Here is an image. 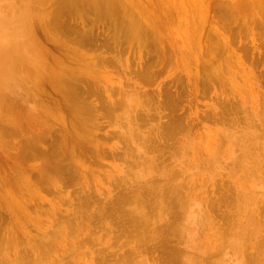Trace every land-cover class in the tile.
<instances>
[{"label":"rangeland","instance_id":"obj_1","mask_svg":"<svg viewBox=\"0 0 264 264\" xmlns=\"http://www.w3.org/2000/svg\"><path fill=\"white\" fill-rule=\"evenodd\" d=\"M15 1H17V3ZM52 1L50 2L51 5L55 2L54 0ZM81 1L82 0L79 1L80 5H76L75 8L81 6V9H83L82 7L84 6V3L82 4ZM87 1L88 0H85L84 2ZM89 1L91 4L94 3L95 7L105 1L106 4L108 3L107 1L110 2V0H105L104 2H102V0H98L100 1L98 5L96 4V0H93V2L91 0ZM112 1L116 4L115 9L113 8L114 4L112 2L108 3L112 4V7L110 5H104V7L108 6V8H113V11H115V15L113 16H116V18L114 17L115 20L113 18V20L111 19V23L109 22L110 13H114L111 12L112 9L107 12V7H105L106 10H104L102 4L100 6L103 8L101 9H103V12L106 11L104 15L107 14V18L105 16L104 18H106V20H101L102 24H100V18L97 17H99V12L102 11H94L98 12V16L95 17L96 13H94V15L92 13L95 8L93 6V8L89 7L91 4H88V8L92 9L90 11L91 13L88 12L86 16L87 12L84 10L80 17L78 14L79 11L77 10V12L75 11L76 14L73 13L74 15H72L71 13V11L75 10L72 0L71 2L69 0V4L67 5L65 3L66 1H57V3H59L58 6L66 5L71 8L73 7L74 9L68 7L71 14L68 13L67 10H64L66 6L63 10L61 9L62 6L58 8L55 4L54 5L57 8L54 6L49 7L50 5L48 8H43V6L41 7L42 3L44 7L49 4H46L47 1H42L40 5L37 4L38 0H0V121L2 122H0V131L2 130L0 132V136L2 137H0L2 140L0 141V264H102L100 260L101 258L104 259L102 260L104 261V264H124L127 261L129 263L133 260L135 261H133V264H176L178 258L179 264H244V262L245 264H250L251 261L254 262L253 259H255L256 252H258L256 256L264 253V167L261 166L264 163V0H120L121 3L119 0V3L116 0ZM76 4H78V2H76ZM118 4H120V7ZM121 4H123V7ZM84 7V9L87 8L86 5ZM50 8H56L60 11H53L58 15L61 13L60 17H58L60 20L56 16V19L59 20L57 22H61L57 25L55 20L54 25L55 23L57 25H55V28L61 25L60 29H56H59L60 31L64 29L62 32L58 30V33L55 34L54 32H56V30L52 31L47 24L44 23L46 26L39 24L42 20L48 23L47 18L50 15L49 13L52 11ZM124 8L126 9V15L132 14L131 16L137 19V22L135 21V23H137L136 25H138L137 27L139 28L136 30L139 32V29L141 31L145 29L143 30L144 33L139 32V36L141 33L142 35L140 37L145 35V31L148 35L149 31L151 36L155 35L152 36L154 38L153 41L152 37L150 38V34L148 35L150 39L147 37V40L145 36V39H140L137 35L138 33L136 34L138 37L134 40V36L136 35L133 33L135 32L136 27L133 20L135 19L131 20L132 17H128V21L130 20L133 23L130 21V23L120 21L122 15H124ZM46 9H50L51 11L48 10V13ZM97 9L100 8L97 7ZM37 10L38 13L40 12L39 17H37ZM42 10L45 11L44 15H47V13L49 15L44 16ZM7 11L8 13L10 12L9 15ZM63 11L67 12L63 13ZM119 11L123 14L121 13V18L118 17L120 19L117 20V16L119 15H116V13H119ZM67 13L70 14L72 18L68 16ZM40 17L42 20H40ZM50 17H53V15H50ZM80 18L83 19L81 20ZM68 19L72 20L69 22ZM29 20L31 22H29ZM125 20L127 21V18ZM51 21H54V18L53 20L51 19ZM115 21H119L120 25L117 22L118 25L116 24L117 26H113V24L116 23ZM49 23L48 25L51 24L53 26V22ZM122 23L125 29V24H130V26L133 24L132 26H134V32L127 33V37L131 36L134 38H131L132 42L128 41L130 38H126V32L131 29L130 26L127 25L129 30L127 29L126 32L123 33L125 29L121 25ZM140 24L141 27L139 26ZM41 26H43V28L48 27L47 31L51 30L52 32L48 31L47 33L45 28L42 30ZM40 27L41 31L39 29ZM117 27L124 29L123 31L121 30L122 35L119 31L120 28ZM55 28H53V30ZM112 29H117V33L119 32L117 35L124 36L123 34H125L123 38L120 37L122 43L118 36L116 38V30L112 32ZM32 31H34L35 34ZM48 34L51 35L49 36ZM57 36L59 38L61 37V42L58 40L59 38ZM54 38H56V41ZM113 39L114 42H112ZM116 40L120 43L118 41L116 42ZM36 41H38L37 45L39 44L40 46L36 45ZM115 42L116 45L118 43V46L114 45ZM113 47H115V49ZM113 49L115 51L116 49L119 51L115 52ZM46 52L48 54H46ZM121 52L122 54H120ZM53 54L55 57H52ZM160 54H162L161 57ZM57 55L58 58H62L59 60L57 58L56 60L55 58ZM54 60L56 62H54ZM115 60H117V62ZM26 64L28 66H26ZM25 67L28 68L25 69ZM31 67L33 71L31 69L29 71V68ZM46 69H48V71ZM63 71L67 72L66 74L68 75V79L67 77H64L67 75ZM139 72L143 74H140ZM27 73L30 74L28 75ZM35 74L37 77L33 76ZM146 74L147 76L150 74L151 78L150 76L147 77ZM53 75L58 79H52L54 77ZM59 75L62 77H58ZM72 78L76 80L74 81ZM31 80L33 82H31ZM63 80L65 81V84L72 81V88H69V85L68 88L73 92H70V94H72V96L74 94V98H72L68 90H65L67 89V85H65L64 90H58L57 86L60 85L59 87H63ZM66 80H69L68 83H66ZM34 81H36V84ZM41 81L42 83H40ZM61 82L63 83L62 86ZM37 86L40 87V89ZM53 89H57L60 94ZM40 91L42 92L40 93ZM44 91L45 93L49 92L47 94L48 98L50 97L49 99H47L46 94L43 93ZM64 91L65 94L63 93L62 95L61 92ZM42 93L44 95H41ZM50 93L53 96L55 93L57 95L51 99L53 96ZM60 95L64 102L62 100L61 103L59 101H55L58 99L56 96H59L60 98ZM64 95L71 96L70 99H73H71L72 102L68 97H64ZM75 97H78V99ZM80 99L81 101H79ZM14 100H16V102ZM51 100L58 105L56 106L53 102L52 106V103H50L52 102ZM45 101L48 104L50 103L49 106H52V108L50 107L51 109L55 108V106L57 109V107L62 104L59 106L61 111L57 110V114L59 116L56 115V109L49 111L50 108H48L49 106L45 103ZM81 102L83 103L80 106ZM78 103L80 104L78 105ZM40 104H42L41 109L39 106ZM88 104L91 106H88ZM126 104L128 107L125 106ZM74 105H78V107L81 108L84 105V108L88 106L90 109L87 107V111H83L84 108L83 110L81 108L78 110L79 108ZM76 107L78 108L77 110L80 114H77ZM111 107L115 109L112 111ZM108 108L111 111L105 110ZM44 109H47L48 112H45ZM227 110L232 111L228 112ZM53 111H55L54 114ZM41 112L44 113L42 114ZM59 112L63 114L64 117L63 115H60ZM149 112H151V114ZM223 112H225V115L226 112L227 114L231 112L232 116L236 115V117L233 116L234 121L236 120L235 118L240 117L242 119H240L242 124L237 118L239 126H236L237 122L235 123L232 119L233 117H230L231 113L228 117L224 115L230 120L229 121L225 118L227 120L226 123L229 122L226 124L224 116L222 117ZM87 113H89L91 118H93L94 122L91 121L92 119H89L90 117ZM173 113L175 115H172ZM81 114H84L86 117H83V115L80 116ZM73 115L75 116L74 118L78 119V124L75 121L76 119L74 120V118H72ZM168 115L170 116L169 118H167ZM219 115H221L222 118L219 119ZM60 116L63 117L62 119L65 118L63 120L66 123L65 125L63 124L65 127L61 124L63 121H57ZM67 116L70 117L68 118ZM171 116L173 118L175 116L176 118L173 119ZM1 117L6 119V122L4 119L2 120ZM8 117L10 120H8ZM24 117L25 122L23 119ZM148 117L149 119H147ZM162 117L166 120L164 121ZM55 118L57 119L56 121ZM13 121L18 123H14ZM20 121H23L21 122L24 127L23 128L21 126L22 129H20ZM159 121L164 124L166 123L165 125L167 127L168 125H172V128L174 129V133L171 132L172 135H174L171 137L170 134L167 135L169 138L166 137V139L169 140L168 143H170H167L169 147H167L166 150L161 149L162 151L165 150L168 154H165L163 151L164 157L167 158V156L169 157L171 155L169 157L170 160L167 158V163L163 160L165 159L163 155L162 157L160 155V153L162 154V151L157 150L158 152L161 151L159 153L154 151L157 146H154L150 142L152 139L149 140L151 133H153V136L156 137L158 134L156 131L159 132L164 129L163 127L162 129L157 127L162 124H160ZM79 122L81 124H79ZM232 123L234 125H231ZM36 124L40 126H36ZM164 124L163 126H165ZM4 125H6V127L15 126L17 129L14 127V131L16 132L12 133V131L7 130L8 128L3 130V127H5ZM69 125L72 126L71 129ZM82 125L83 127H81ZM88 125H93V127L89 128ZM27 126H29V129H27ZM153 126L156 127L154 128L155 130H153ZM66 128L68 130L70 129L72 135L74 134L75 136L68 135L70 133L66 134ZM75 129L76 131L84 130L85 134L81 132L83 135L79 134L81 137L78 136V138H82V136L87 134L89 139L88 137H83L82 140H89L87 141L89 143L86 144V141L84 142L83 140L82 142L78 139L76 136L78 135V132H73ZM149 129L153 130V132ZM168 129L169 128L165 130H167L168 132L166 133L169 134V131L172 130ZM61 130H64L63 136V131ZM68 130L67 132H69ZM8 131H10L12 135H10ZM163 134H160L159 132L158 135L161 136ZM68 136H71L72 139L68 138ZM163 137L164 135L162 138ZM162 138L160 141L163 140ZM155 139L156 138H154V143ZM158 139L157 141H159ZM175 139H180V141L178 142L177 140L174 142ZM62 140L63 143L66 144H62L63 147L60 145ZM145 140H148L150 143ZM160 141L159 144L162 143L163 145V141ZM69 142L70 146L72 144H77L78 147H82L81 149H83V151L78 147L77 148L79 150L77 151L75 145L73 147L74 150L70 151L72 146H69ZM80 142H82L81 144L83 145H81ZM145 143L149 145L151 144V147H154H152L153 150L149 151L151 147L148 148L147 146L149 145H146ZM175 143L177 146L178 143L180 145L179 147L176 146V148H178L177 150L173 147L176 145ZM164 144L166 146V142ZM86 145L88 146L86 147ZM163 147L164 146H161V148ZM146 148L149 150H146ZM64 151L66 154H63L65 153ZM68 151L72 153L74 151L77 155L73 153V157H71L72 153L69 155L67 153ZM149 152H151V154ZM170 152H172V154ZM157 153L160 157L156 155ZM152 156L163 159L161 162L157 159L158 163L156 159H152ZM148 157L149 161H146ZM66 159L68 160V164ZM130 159H132L133 163ZM123 160H125V162ZM256 160L257 164L255 162ZM55 161H57L56 164ZM131 163L132 165L135 163V165L132 166ZM143 163L145 164V169ZM171 163L174 167L176 166L175 169L173 168L174 170L172 169ZM169 164L171 165V168ZM242 165L244 168L241 167ZM257 165L259 166V169L257 168L258 170H256ZM52 167H54V169ZM153 167L154 169H152ZM252 168L256 172H252ZM54 170L57 173L54 172ZM261 170L263 173L260 172ZM248 172H250V174ZM48 173H51V175ZM167 173L169 174L167 175ZM158 178L164 181H161ZM128 182L129 184H127ZM162 182L165 184H162ZM172 182L179 183L177 186L181 190L176 187V183L175 185H172ZM151 183H158L159 185L156 184L155 186V184L153 185ZM141 184L142 186L146 185V190H144V187L139 186ZM181 184H183L184 187H180ZM134 185L135 188H133ZM148 185H150V187ZM152 185L157 188V190L153 189V191L155 190L154 193L159 194L157 199L155 197L156 194L154 195L153 193L154 196L151 195L153 192H151L153 188ZM137 186L143 189H138ZM169 187H174L180 192H177L179 194H175L177 197L172 193L176 191H171L172 194L170 197L166 194V190L164 191V189H168ZM147 188L148 190L151 188V190L148 191L150 193L147 192ZM227 188L232 191L234 190L233 192H235L237 196L240 195L239 198L236 195L233 197L232 191L226 190ZM131 189L133 190L130 192ZM136 189L139 191H136ZM134 190L136 191L135 194L133 193ZM140 191L141 193L144 191L143 194L145 192L150 194V196L146 195L148 196V199L149 197H155L154 200H149L151 202L153 201V206L157 204L155 208L153 206H146L149 209V212L152 209L153 214L155 215H152L151 212L150 214L152 216H144L145 214L148 215V209L145 205L146 203L149 205L150 202L147 201L148 199L146 200V193L144 196L141 194V199L136 198L140 194L138 193ZM219 191L222 193L224 191L226 194H221ZM228 191L231 192V200L233 201H229L228 198L230 197V193ZM181 192L185 197H179V195L182 194ZM126 193H133L134 196L137 195L134 197L132 194L131 197H134L133 199L135 200L139 199L141 202H143L142 200L144 199L142 197H145L144 200H146V203L144 201V206H141L139 205L140 202L138 200H136L137 203H135L136 201L130 197L133 200V203L131 204V199L125 197L127 199L126 204V200L121 198L124 197ZM217 194H221V197H218ZM225 195L229 196H227L228 200L223 198H226ZM127 196L129 197L130 195ZM171 196L177 198L175 199V203L179 202L176 204L179 205V208L181 206L179 211L180 213L182 212V214L179 213L177 208L174 209V205H171L172 202L175 204L173 197L172 200H170ZM120 198L124 201H119L121 200ZM166 198H168L167 200L172 201L171 204H169L171 208L170 212L172 214L169 212L170 208L166 207L170 201L168 203L166 201V203L162 201L166 200ZM219 198L222 199L218 200ZM88 199L91 200L89 201ZM184 199H186L187 202H185ZM155 200L158 203L154 202ZM181 200L185 202L184 203L182 201L186 205L185 208L181 205ZM212 201L216 202V204ZM219 202L220 207L218 206ZM118 203H122L123 208H116ZM228 203L232 206L228 207ZM136 204L138 206H136ZM127 205H129V210H125L127 209ZM211 205L212 208H209ZM216 206H218L217 209H215ZM137 207L139 209H137ZM163 207L168 210L162 209ZM231 207L233 209H231ZM80 208H82V210ZM100 208L102 209L100 210ZM229 208L232 211H230ZM79 209L82 214L79 213ZM173 209L174 211H178V214L181 216L184 214L183 219L179 217V222L177 220L178 218L173 217L176 215V212H174ZM213 209L215 211H213ZM132 210H134L133 213ZM138 210L142 213V216L140 217L138 216L140 215L138 214ZM154 210H156L157 214ZM164 210L167 212L161 216V213L165 212ZM209 210L213 211V215ZM94 211L97 214L94 215ZM127 211H130L134 215L135 213L137 214L134 216V218L138 217L137 219L139 222L136 221V218L134 219V221L137 222V228H134L136 224H132L135 222H132L133 215L131 216L130 212L129 214L131 217L127 215L128 217L126 216L127 218L125 220L127 221L128 219L130 223L132 222L131 224L133 226H131L130 223L127 224L128 221L126 222L123 220L125 217L124 214ZM99 212L103 213V215ZM168 212L172 216H170ZM78 213L81 216H78ZM83 213L86 215H83ZM222 213L223 215L225 214L223 217L221 216ZM74 214L76 217H72ZM107 214L110 217H108ZM226 214L228 215V218H226ZM100 215L102 218L99 217ZM211 215L215 216V218ZM86 216L94 218L93 220L92 218L91 220L89 219L87 222L84 221L87 220L85 218H88ZM166 216L168 219L171 217L170 220H174L173 222L176 221L175 225L172 220L168 222ZM79 217L83 220L77 221V218L80 220ZM146 217L151 221H148ZM155 217H157V219H155ZM163 217H165L164 220ZM176 217H178V215ZM219 217L223 220L225 218L226 220L228 219V228L226 221L224 224V222H222L223 220ZM72 218H75V225ZM215 219L218 220V222H216ZM165 220L168 223H165ZM118 221L120 222V225H118ZM146 221H148V223ZM160 221L161 224L165 223L166 225L164 224L165 227H162L163 225H158L161 227V230L158 227L159 230L155 231L154 234L156 232V234L159 233V235H155L157 238L160 237L162 239L164 237L161 235H167L164 238L167 242H165L164 239H161L162 241H160V238L155 239L154 235L153 237L155 240L152 235L150 236L152 238H149V236L145 233V235L142 234L145 230L149 231L150 228L152 229L155 226L157 227L155 224ZM180 221L183 222V224ZM78 222H80V224L82 223L81 226H79L80 224H78ZM140 222H144L148 225L150 223L152 224L148 226V229L144 228L146 227L144 223H141L142 226L144 224L143 228L145 229L141 230L138 228ZM176 223H180V226ZM112 225L115 228L112 227ZM170 225H173L174 227L177 225L174 230L176 235L175 233H172L174 227ZM120 226L121 228L117 230ZM179 228H181V232L177 233ZM120 229L122 231L125 229V231H127L126 234L125 231L120 233ZM132 229H136L138 234L140 229L141 234L139 236L142 241L140 240L139 242L140 237L136 234L137 232ZM228 229H232L231 234H229L230 236H227L228 233H230ZM131 230L133 233L130 235L129 233H131ZM164 230L166 234L164 233ZM226 230L229 232L227 231L228 233H225ZM134 231L136 233H134ZM151 231L149 235L152 234ZM167 233H170V235ZM127 234L128 236H126ZM177 234H179V236ZM133 235H136V237L138 236L139 239H137L138 237L134 238ZM172 235L173 237L175 235L177 239L174 237V240H172ZM123 236L127 238L130 236L128 239L129 241L127 238L124 239ZM131 236H133V238ZM146 236L148 238L145 240L147 242L150 241L148 245L146 243V246L148 247L145 246L144 243L146 241L143 240ZM175 239L178 242L174 245L172 242H174ZM253 240L256 242V247H261L257 249H260L263 253H259L260 251L257 249H250L254 248L253 245L255 244H253ZM154 241L157 242H155L157 245L151 244ZM139 243H141L140 245H142V248ZM162 243H167V245L170 243L167 248H171L169 249L171 251H180L179 253H175L176 251L172 253L174 256L175 254L178 256H176L177 258L174 263L173 260H171V257L167 256V250V253L163 252V249L166 248V246L164 247V244ZM251 244H253V247L249 246ZM170 245H173V247ZM177 245L179 246V250ZM119 246L120 248H118ZM150 248H152V250L155 248V252L153 253ZM246 248L250 249L249 251H254V257H251L252 255H245L248 251H245ZM146 249H149V253L152 252L150 253L151 255L153 254L152 259L150 255H147L149 253H147L148 251ZM133 251L135 254L132 253ZM171 251L169 252L171 253ZM124 252L126 253L124 254ZM122 254H124L126 258ZM162 255L164 259L161 257ZM263 256H261L262 259L264 258ZM118 257L120 259H122L121 257H124L127 261L124 259L125 261L121 262L118 260ZM166 257L170 260L168 258L166 259ZM249 257L253 259L250 260ZM128 258H130V261ZM149 258L151 260H149L150 262L148 261ZM256 260H258L257 257ZM118 261L120 262L118 263ZM258 262L261 263L260 258ZM255 263L256 262H254V264Z\"/></svg>","mask_w":264,"mask_h":264},{"label":"bare ground","instance_id":"obj_2","mask_svg":"<svg viewBox=\"0 0 264 264\" xmlns=\"http://www.w3.org/2000/svg\"><path fill=\"white\" fill-rule=\"evenodd\" d=\"M33 1H34V0H33ZM36 1H37V0H36ZM42 1H45V2L47 1L46 4H47V3H49V4L46 5V4L44 3V4L46 5V6L44 7ZM42 1L38 0L39 3L37 2V4L42 3V5H41V4H40V5H41V7L43 6V8H48L49 5H50L49 7H51V6H52V7H53V6L56 7V6H57L58 8H59L60 6H62V5H59V6H58L59 3H57V1L59 2V0H57V1L54 0V1H55L54 4H55L56 6H55L53 3H52V5H51L50 2H51L52 0H50V1H49V0H42ZM48 1H49V2H48ZM61 1H62V2H65V1H66V2H65L66 5L69 4V0H68V2H67V0H65V1L61 0ZM79 1H80V0H79ZM79 1H78V0H72V4H73L74 8H75L76 5H80ZM82 1H83V2H82ZM82 1H81V3H82V4L84 3L83 5H84V6H85V5L87 6V8H86L87 10L84 9L85 7H84L83 5H82V6H83V7H82L83 9H81V6H78L79 8L76 7L75 10L71 11L72 15L76 14L75 11L77 10V11L80 12V13L78 12V14H79L80 17H81V15H82L81 13L84 12V10H85V11L87 12V13L85 12V13H86V16H87L88 12H90V11L92 10V9H90L92 6L95 8V9L92 11L93 15H94V13H96V14H95V17L98 16V15H97L98 12H94V11H98V10L102 11L103 9L106 10L105 7H107V12H108V11H111V9H112L111 12H113V13L115 12V11H113V8H114V9L116 8V4H115V2L113 3L112 0H110V2H112V3L114 4V6H113V8H110V7H109L110 10H109L108 6H105V7H104V5H110V6L112 5V4H108V3H110L109 1H107L108 3L106 4V3H105L106 1H105V0H102V2H104V1H105V2H104V3L101 2L103 5H102V4H100V5H102L104 8H103L102 6L99 5V2H100L101 0H100V1L96 0V4L99 5V6L96 5V7H95V4H94V3H92V4H93V5H92V4L90 3V1L88 0V1H89L88 4H89V5L91 4V6H89L90 8H88V4H87L88 1H87V2H84L85 0H82ZM91 1L93 2V0H91ZM97 1H98V3H97ZM114 1H115V0H114ZM116 1L118 2V0H116ZM128 1H129V0H128ZM15 2L17 3V1H15ZM52 2H53V1H52ZM70 2H71V0H70ZM76 2H78V4H76ZM94 2H95V1H94ZM119 2H120V0H119ZM119 2H118V3H119ZM126 2H127V1H126ZM56 3H57V4H56ZM85 3H86V4H85ZM120 3H121V2H120ZM35 4H36V3H35ZM37 4H36V5H37ZM62 4L65 5L64 3H62ZM70 4H71V3H70ZM32 5H33V4H32ZM66 5H65V6H66ZM122 5H123V4H121V6H122ZM65 6H62L63 8L61 7V9L63 10ZM118 6L120 7V4H118ZM57 7H56V8H57ZM66 7H67V9H66ZM66 7H65L64 10H67L68 13H70V12H69L70 9H68V7H70V6H66ZM93 7H92V8H93ZM97 7L100 8V9H97ZM111 7H112V6H111ZM122 7H123V6H122ZM37 8H38V7H37ZM56 8H53V9L50 8L52 11H51L50 9H46V11L49 10V11L52 12V13H51V12L49 13V11H48V13H49L51 16L53 15V17H50V15L47 13V15H49V17H48L49 19L47 18V20H48L47 22H48V23H49V22H50V23L53 22V26H54V27H53L50 23H49L50 25H48V23H46V22H45L44 20H42V18H41V17L44 15V12H45V11H43V10H45V9L42 10L43 15L41 14L42 16L40 17V18H41L40 20H42L41 22H43V21H44V22H43V23H41V22L39 23V24L44 25V26H46L45 24H47V26L50 27V29H51L52 31H55V30H56V32H54L55 34L58 33V30L60 29V26H61V25H60L59 27H56V28H59V29H56V28H55L56 23H55V25H54L55 20H56V22L59 21L60 19H59L58 17H60V15H61V13H60L59 15H58L57 13H54V12H60V11H59L58 9H56ZM70 8H71V7H70ZM74 8L72 7L71 9H74ZM101 8H103V9H101ZM40 9H41V8H40ZM40 9H39V10H40ZM61 9H60V10H61ZM80 9H81V10H80ZM88 9H89V11H88ZM96 9H97V10H96ZM120 9H121V8H120ZM124 9H125V8H124ZM127 9H128V8H127ZM54 10H57V11H54ZM62 10H61V12H62ZM82 10H83V11H82ZM118 10H119V9H118ZM118 10H117V12H118ZM8 11H9V10H8ZM8 11H7V13H8ZM53 11H54V12H53ZM67 11H65V12H67ZM77 11H76V12H77ZM123 11H124V10H123ZM127 11H128V10H127ZM65 12L63 11V13H65ZM9 13H10V12H9ZM9 13H8V15H9ZM36 13L38 14L37 17H39V13H40V12L38 13V10H37ZM53 13H54L55 15H54ZM68 13H67V14H68ZM71 13H70V14H71ZM73 13H74V14H73ZM90 13H91V12H90ZM104 13H106V11H104V12H103V11H102V12H99V17H97V18H100V19H99V21H100L99 23H100V24H102V23H101V20H104V21H105L106 18H107V16H106L107 14L104 15ZM119 13H120V14H119ZM119 13H116V15H117V14L119 15V16H117V20H119V19L121 18L120 16H121V13H122V12L119 11ZM130 13H131V12H130ZM130 13H129V14H130ZM137 13H138V12H137ZM45 14H46V13H45ZM70 14H68V16L71 17ZM78 14H77V15H78ZM122 14H123V13H122ZM47 15H44V16H47ZM79 15H78V17H79ZM83 15H84V14H83ZM102 15H104V16H102ZM111 15H112V17H111ZM113 15H115V13H114V14L110 13V15H109L110 17L108 16V17L110 18V19L108 18L110 23H111V21L113 20L114 17L116 18V16H113ZM127 15H128V14H127ZM127 15H126V9H125V11H124V15H122V18L125 17V16H127ZM131 15H132V14L128 15L127 17H125V18H123V19L121 18L122 20L120 19V21H121V22H125V23L127 22V23H128V22L130 21V20L128 21V17L131 18V17H132ZM29 16H30V14H29ZM56 16H57V18H58L59 20L56 19ZM75 16H76V15H75ZM105 16H106V18H104ZM102 17H103V19H102ZM118 17H120V18H118ZM53 18H54V21H51V19L53 20ZM66 18H67V17H66ZM71 18H72V17H71ZM83 18H84V17H83ZM83 18H82V19H83ZM92 18H93V17H92ZM92 18H91V19H92ZM97 18H96V20H97ZM115 18H114V20H115ZM126 18H127V21L125 20ZM130 18H129V19H130ZM29 19H30V18H29ZM45 19H46V18H45ZM74 19H75V18H74ZM74 19H73V20H74ZM80 19H81V18H80ZM82 19H81V20H82ZM94 19H95V18H94ZM108 19H107V20H108ZM111 19H112V20H111ZM133 19H135V20H133ZM143 19H144V18H143ZM40 20H39V21H40ZM49 20H50V21H49ZM68 20H69V19H68ZM70 20H72V19H70ZM70 20H69V22H70ZM96 20H95V21H96ZM123 20H125V21H123ZM131 20H133V22H134V24H135V27H136V28H135V32H136V33L134 32V29H133L134 26H132V25H133V24H132V23H133L132 21H130V22H132V23H131V24H132V25H131L132 27L130 26V24H129V25H128V24H125L126 29L124 28L123 23L121 24V25L123 26V28L125 29V31H123L124 29H121V28H120V27H122V26L117 27V28H120V30H119V29H118V30L120 31V34H121L122 31H123V33H125L127 29L129 30V28H127V27L130 26L131 29H130L129 31L126 32V38H127V39L130 38V40H128V41H131V38H133V37H131V36H129V35H128L129 37H127V33H132V32H134V33H133L134 35H136V34L138 33L137 35L139 36V32L144 33L143 30H145V29H143L144 27H143V25H142L143 28H141V29H143V30L141 31V30L139 29V32H138L136 29H138L139 27H137L138 25H136L137 23H135V21H136L137 19L132 17ZM158 21H159V20H158ZM29 22H31V21L29 20ZM60 22H61V21H60ZM60 22H57V25H58V23H60ZM65 22H66V21H65ZM71 22H72V21H71ZM115 22H116V21H115ZM117 22L119 23V21H117ZM117 22L114 23V24L112 23L113 26L116 25V24L118 25ZM130 22H129V23H130ZM136 22H137V21H136ZM138 22H139V21H138ZM44 23H45V24H44ZM103 23H104V22H103ZM141 23H142V22H141ZM57 25H56V26H57ZM93 25H94V22H93ZM96 25H98V24H96ZM117 25H116V26H117ZM119 25H120V23H119ZM127 25H128V26H127ZM51 26H52V28H51ZM68 26H69V25H68ZM70 26H71V24H70ZM70 26H69V27H70ZM90 26H91V24H90ZM139 26L141 27V24H140ZM32 27H33V25H32ZM41 27H42V30H44V28H45V30L47 31V28H48V27H47V28H46V27L43 28V26H41ZM41 27L39 28L40 31H41ZM74 27H75V26H74ZM76 27H77V26H76ZM148 27H149V26H148ZM33 28H34V27H33ZM53 28H55V29L53 30ZM62 28H63V27H62ZM62 28H61V29H62ZM79 28H80V27H79ZM115 28H116V27H115ZM93 29H94V28H93ZM51 30H48V31H51ZM63 30H64V29H62L61 31L59 30V31L62 32ZM91 30H92V29H91ZM112 30H113V29H112ZM114 30H116V31H115V32H116V38H117V36H118V38L120 39V37L123 38V37L125 36V34H123L124 36L117 35L119 32L117 33V29H114ZM114 30H113L112 32H114ZM121 30H122V31H121ZM131 30H132V31H131ZM46 31H45V32H46ZM48 31H47V33H48ZM52 31H51V32H52ZM82 31H83V30H82ZM82 31H81V32H82ZM84 31H85V30H84ZM86 31H88V30H86ZM89 31H90V30H89ZM32 32L34 33V31H32ZM35 32H36V28H35ZM207 32H208V31H207ZM43 33H44V32H43ZM63 33H64V32H63ZM75 33H76V32H75ZM142 33H141V35H142ZM148 33L150 34L149 31H148ZM34 34H35V33H34ZM51 34H52V33H51ZM51 34H50V35H51ZM83 34H84V32H83ZM114 34H115V33H114ZM114 34H113V35H114ZM149 34H148V35H149ZM152 34H153V33H152ZM44 35H45V33H44ZM46 35H47V34H46ZM48 35H49V34H48ZM50 35H49V36H50ZM53 35H54V34H53ZM53 35H52V36H53ZM77 35H78V34H77ZM121 35H122V34H121ZM134 35H133V36H134ZM137 35L134 36V37H135V39L133 38L134 40H136V37H138ZM141 35H140V36H141ZM148 35H147V32L145 31V35H143L142 37H140V36H139V37H140V39H141V38H142V39H145V38H146V39L148 40V38H149ZM85 36H86V35H85ZM144 36H145V38H144ZM152 36H155V35H152ZM152 36H151V34H150V38H151ZM54 37H55V36H54ZM57 37H58V36H57ZM147 37H148V38H147ZM219 37H220V36H219ZM35 38H36V37H35ZM58 38H59V37H58ZM60 38H61V37H60ZM60 38H59L58 40L61 42ZM65 38H66V37H65ZM126 38H125V39H126ZM150 38H149V39H150ZM55 39H56V38H54V40H55ZM62 39H63V38H62ZM70 39H71V38H70ZM133 39H132V40H133ZM137 39H139V38H137ZM153 39H154V38L152 37V41H153ZM49 40H50V39H49ZM120 40H121V39H120ZM55 41H56V40H55ZM62 41H63V40H62ZM69 41H70V40H69ZM117 41H118V40H116V42H117ZM128 41H127V42H128ZM37 42H38V41H36V45H37ZM39 42H40V41H39ZM41 42H42V41H41ZM46 42H47V41H46ZM52 42H54V41H52ZM60 42H59V43H60ZM65 42H67V41H65ZM112 42H114V39H113ZM116 42L114 43V45H116ZM118 42H119V41H118ZM131 42H132V41H131ZM215 42H216V41H215ZM47 43H48V42H47ZM49 43H50V42H49ZM72 43H73V42H72ZM119 43H120V42H119ZM121 43H122V40H121ZM123 43H124V42H123ZM125 43H126V42H125ZM70 44H71V43H70ZM38 45H39V44H38ZM38 45H37V46H38ZM41 45H43V44H41ZM62 45H64V44H62ZM66 45H67V44H66ZM119 45H120V44H119ZM149 45H150V44H149ZM39 46H40V45H39ZM53 46H56V45H53ZM112 46H113V44H112ZM116 46H118V43H117ZM147 46H148V45H147ZM43 47H44V46H43ZM46 47H47V46H46ZM60 47H61V46H60ZM216 47H217V46H216ZM218 47H219V46H218ZM44 48H45V47H44ZM47 48H48V47H47ZM47 48H46V50H47ZM70 48H71V47H70ZM70 48H69V49H70ZM113 48L115 49V47H113ZM42 49H43V48H42ZM48 49H49V48H48ZM59 49H60V48H59ZM114 49H113V50H114ZM216 49H217V48H216ZM54 51H55V50H54ZM56 51H57V50H56ZM114 51H115V50H114ZM116 51H119V50L116 49ZM116 51H115V52H116ZM48 52H49V51H48ZM221 52H222V51H221ZM55 53H56V52H55ZM66 53H67V52H66ZM46 54H48V53L46 52ZM57 54H58V53H57ZM120 54H122V52H121ZM112 55H114V54H112ZM161 55H162V54H160V57H161ZM43 56H44V54H43ZM43 56H42V57H43ZM63 56H64V55H63ZM68 56H69V55H68ZM52 57H55L54 54H53ZM59 57H60V56H59ZM160 57H159V58H160ZM44 58H46V57H44ZM44 58H43V60H44ZM57 58H58V55H57V57H56L55 59L57 60ZM61 58H62V57L58 58V60L61 59ZM99 58H100V57H99ZM111 58H112V57H111ZM121 58H122V57H121ZM170 58H171V57H170ZM170 58H169V60H170ZM53 59H54V58H53ZM53 59H52V60H53ZM119 59H120V58H119ZM162 59H163V58H162ZM110 60H111V59H110ZM122 60H123V59H122ZM44 61H45V60H44ZM71 61H72V60H71ZM73 61H74V60H73ZM115 61L117 62V60H115ZM54 62H56V61L54 60ZM98 62H99V61H98ZM106 62H107V61H106ZM116 62H115V63H116ZM46 63H47V62H46ZM46 63H45V64H46ZM62 63H63V62H62ZM77 63H78V62H77ZM107 63H108V62H107ZM56 64H58V63H56ZM89 64H90V63H89ZM58 65H59V64H58ZM26 66H28V65L26 64ZM47 66H48V65H47ZM62 66H63V65H62ZM115 66H116V65H115ZM66 67H67V66H66ZM148 67H149V66H148ZM150 67H151V65H150ZM27 68H28V67H25V69H27ZM57 68H59V67H57ZM64 68H65V66H64ZM67 68H68V67H67ZM98 68H99V67H98ZM100 68H101V67H100ZM30 69L32 70V67L29 68V71H30ZM70 69H71V68H70ZM46 70L48 71V69H46ZM59 70H60V69H59ZM62 70H63V69H62ZM65 70H66V69H65ZM32 71H33V70H32ZM60 71H61V70H60ZM27 72H28V70H27ZM63 72H64V71H63ZM82 72H83V71H82ZM146 72H147V71H146ZM146 72H145V73H146ZM30 73H31V72H30ZM30 73H29V74H30ZM51 73H54V72H51ZM60 73H61V72H60ZM64 73L66 74L67 72H64ZM69 73H70V72H69ZM72 73H73V72H72ZM80 73H81V71H80ZM139 73H140V72H139ZM139 73H138V75H139ZM147 73H148V72H147ZM27 74H28V73H27ZM29 74H28V75H29ZM32 74H33V73H32ZM82 74H83V73H82ZM140 74H143V73H140ZM51 75H52V74H51ZM66 75H67V74H66ZM75 75H76V73H75ZM87 75H88V74H87ZM138 75H137V76H138ZM33 76L37 77L36 74L33 75ZM53 76H54V75H53ZM60 76H61V75H59L58 77H60ZM63 76H64V75H63ZM71 76H72V75H71ZM80 76H81V75H80ZM80 76H79V77H80ZM146 76H147V74H146ZM146 76H145V77H146ZM148 76H150V78H151V75H150V74H148ZM148 76H147V77H148ZM50 77H51V76H50ZM61 77H62V76H61ZM64 77H67V79H68V75H67V76H64ZM72 77H73V76H72ZM134 77H135V76H134ZM139 77H140V76H139ZM29 78H30V77H29ZM31 78H33V77H31ZM54 78H57V77L54 76L52 79H54ZM77 78H78V77H77ZM48 79H49V78H48ZM52 79H51V80H52ZM57 79H58V78H57ZM144 79H146V78H144ZM144 79H143V80H144ZM33 80H34V79H33ZM72 80L75 81L76 79L72 78ZM143 80H142V81H143ZM21 81H22V80H21ZM38 81H40V80H38ZM59 81H60V80H59ZM63 81H64V80H63ZM66 81H67V80H66ZM68 81H69V80H68ZM68 81H67L66 83H68ZM145 81H146V80H145ZM151 81H152V80H151ZM151 81H150V82H151ZM28 82H29V80H28ZM31 82H33V81L31 80ZM35 82H36V81H34V83H35ZM48 82H49V81H48ZM53 82H54V81H53ZM53 82H52V83H53ZM77 82H78V81H77ZM40 83H42V81H41ZM63 83H64V85H63ZM63 83L61 82V86L63 85V87H59L60 85L57 86V87H58V90H59V89H63V90H64V89H65V88H64L65 85H67V87H66L67 89H65V90H68L69 94H70V92L73 93V92L70 91V89H69L70 87L72 88V84H73L72 81L69 82L70 84H69V83H68V84H65V81H64ZM80 83H81V82H80ZM31 84H32V83H31ZM35 84H36V83H35ZM148 84H150V83H148ZM23 85H24V83H23ZM51 85H52V84H51ZM53 85H54V84H53ZM57 85H58V84H57ZM68 85H69V88H68ZM35 86H36V85H35ZM55 86H56V85H55ZM74 86H76V85H74ZM100 86H101V85H100ZM24 87H25V86H24ZM37 87H38V86H37ZM37 87H36V88H37ZM50 87H53V86H50ZM38 88L40 89V87H38ZM53 88H55V87H53ZM94 88H95V87H94ZM30 89H31V88H30ZM39 89H38V92H39ZM99 89H100V88H99ZM41 90H42V88H41ZM43 90H45V89H43ZM53 90H54V89H53ZM58 90L55 89L54 91H57V92H58ZM71 90H72V89H71ZM95 90H96V89H95ZM102 90H103V89H102ZM46 91H47V90H46ZM54 91H53V92H54ZM59 91H61V90H59ZM75 91H76V90H75ZM41 92H42V91H40V93H41ZM66 92H67V91H66ZM43 93H45V91H44ZM43 93H42L41 95H44ZM48 93H49V92H48ZM48 93H45L46 96H47ZM58 93H59V92H58ZM63 93L65 94V91H64V92H61L62 95H63ZM50 94H51V93H50ZM50 94H49V96H50ZM59 94H60V93H59ZM69 94H66V95H69ZM36 95H37V93H36ZM51 95H52V94H51ZM55 95H57V94L55 93ZM55 95H54V96H55ZM70 95L72 96V94H70ZM81 95H82V94H81ZM52 96H53V95H52ZM52 96H51V97H52ZM54 96H53L51 99H53ZM71 96H65V95H64V97H68L69 100H71L72 98H74V97H73L74 94H73L72 98L70 99ZM37 97H38V96H37ZM56 97H58V99H60V100H58L57 98H56L57 100H55V99H54V100H55V101H59V102L61 103V100H62V99H61V95H60V98H59V96H56ZM64 97H63V98H64ZM79 97H80V96H79ZM38 98H39V97H38ZM44 98H46V97H44ZM49 98H50V97H49ZM49 98H48V96H47V99H49ZM68 98H67V99H68ZM75 98H76V97H75ZM64 99H65V98H64ZM67 99H66V100H67ZM76 99H78V97H77ZM76 99H74V100H76ZM42 100H44V99H42ZM72 100H73V99H72ZM72 100H71V102H72ZM178 100H179V99H178ZM14 101L16 102V100H14ZM51 101H52V102H50V103H52V106H53V102H54V101H53V100H51ZM62 101L64 102V100H62ZM76 101H77V100H76ZM79 101H81V99H80ZM147 101H148V100H147ZM48 102H49V101H48ZM134 102H135V100H134ZM134 102H133V104H134ZM172 102H173V100H172ZM221 102H222V101H221ZM228 102H229V101H228ZM228 102H227V103H228ZM13 103H14V102H13ZM38 103H39V101H38ZM40 103H41V101H40ZM43 103H44V102H43ZM45 103H46V101H45ZM50 103H49V104H50ZM57 103H58V102H57ZM60 103H59V104H60ZM66 103H67V101H66ZM82 103H83V102H81V104L78 103V105L80 104V106H81ZM121 103H122V102H121ZM144 103H145V102H144ZM232 103H233V102H232ZM234 103H235V102H234ZM15 104H16V103H15ZM46 104H48V103H46ZM49 104H48V106H49ZM54 104H55V102H54ZM63 104H64V103H63ZM75 104H76V103H75ZM84 104H85V103H84ZM86 104H87V103H86ZM117 104H118V103H117ZM149 104H150V103H149ZM159 104H160V103H159ZM161 104H162V103H161ZM172 104H173V103H172ZM222 104H223V102H222ZM41 105H42V104L39 105V106H40V109H41ZM43 105H44V104H43ZM55 105L57 106L58 104H55ZM61 105H62V104H61ZM61 105H59V106H61ZM78 105H74V106H77V107H78ZM108 105H109V104H108ZM108 105H107V107H108ZM147 105H148V104H147ZM157 105H158V104H157ZM227 105H228V104H227ZM234 105H235V104H234ZM52 106H49L48 108H50V107L52 108ZM56 106H55V108H53V109H56ZM59 106H58V107H59ZM72 106H73V105H72ZM83 106H84V105H83ZM83 106H82V108H81V107H78L79 109L76 107V110H77V109L80 110V108L83 110V108H84ZM86 106H87V105H86ZM86 106H85V107H86ZM88 106H91V105L88 104ZM88 106H87V107H88ZM110 106H115V105H110ZM123 106H124V105H123ZM125 106L128 107L127 104H126ZM130 106H131V104H130ZM134 106H135V105H134ZM160 106H161V105H160ZM164 106H165V105H164ZM164 106H163V107H164ZM232 106H233V105H232ZM58 107H57V109H56V115H58V114H57V113H58L57 110L61 111V108H60V107L58 108ZM87 107L84 108L83 111H85V110L87 111L88 109H90L89 107H88V109H87ZM104 107H105V103H104ZM107 107H106V108H107ZM118 107H119V106H118ZM121 107H122V106H121ZM127 107H126V109H127ZM156 107H157V106H156ZM156 107H155V109H156ZM171 107H172V106H171ZM228 107H229V106H228ZM48 108H47V109H48ZM51 108L49 109V111H52V110H53V109H51ZM111 108H112V107H111ZM122 108H123V107H122ZM148 108H149V107H148ZM160 108H161V107H160ZM169 108H170V107H169ZM176 108H177V107H176ZM238 108H239V107H238ZM47 109H46V110L44 109L45 112H46V111L48 112ZM74 109H75V108H74ZM74 109H73V110H74ZM114 109H115V108H112L111 110L113 111ZM152 109H153V108H152ZM155 109H154V111H155ZM163 109H164V108H163ZM165 109H166V108H165ZM221 109H222V107H221ZM236 109H237V108H236ZM239 109H241V108H239ZM78 110H77V114H80ZM105 110H106V111H111V110H109V108H108V109H105ZM136 110H137V109H136ZM143 110H144V109H143ZM145 110H146V109H145ZM149 110H150V109H149ZM156 110H157V109H156ZM178 110H179V109H178ZM244 110H245V109H244ZM40 111H41V110H40ZM42 111H43V108H42ZM74 111H75V110H74ZM83 111H82V112H83ZM117 111H118V110H117ZM162 111H163V110H162ZM166 111H167V109H166ZM227 111L229 112V111H232V110H227ZM246 111H247V110H246ZM246 111H245V112H246ZM54 112H55V111H53V114H54ZM91 112H92V111H91ZM91 112H90V113H91ZM114 112H116V111H114ZM240 112H241V111H240ZM41 113H42V112H41ZM43 113H44V112H43ZM43 113H42V114H43ZM62 113H63V111H62ZM110 113H111V112H110ZM138 113H139V112H138ZM149 113L151 114V112H149ZM153 113H155V112H153ZM159 113H160V112H159ZM166 113H167V112H166ZM169 113H170V112H169ZM223 113H224V114H223ZM223 113H222V117L225 115V112H223ZM230 113H231V112H230ZM230 113L227 114V112H226V115H225V116L228 117ZM249 113H250V112H249ZM0 114H1V113H0ZM53 114H51V115H53ZM59 114H60V115H63V114H61L60 112H59ZM87 114L89 115V113H87ZM87 114H86V115H87ZM113 114H114V113H113ZM143 114H144V112H143ZM147 114H148V113H147ZM156 114H157V113H156ZM156 114H154V115H156ZM164 114H165V113H164ZM213 114H214V113H213ZM26 115H27V114H26ZM82 115H83V117H86V116H84V114H81L80 116H82ZM91 115H92V113H91ZM160 115H161V114H160ZM170 115H171V114H170ZM172 115H175V114L173 113ZM230 115H231L230 117H233V116L236 117V115H233V116H232V113H231ZM35 116H36V115H35ZM41 116H42V115H41ZM41 116H40V117H41ZM44 116H45V115H44ZM46 116H47V115H46ZM58 116H59V115H58ZM211 116H212V115H211ZM219 116H220V117H218L219 119L222 118L221 115H219ZM225 116H224V119L226 118ZM237 116H238V115H237ZM3 117H4V116H3ZM9 117H10V116H9ZM9 117H8V120H10ZM49 117H50V116H49ZM63 117H64V115H63ZM63 117H62V116L58 117V118H59L58 120L55 118V121H56V120H57V121H60V120L63 121V120L65 119V118L62 119ZM67 117H68V116H67ZM69 117H70V116H69ZM69 117H68V118H69ZM74 117H75V116L73 115L72 118H74ZM89 117H90L89 119H92L91 121L94 122L93 118H91L90 115H89ZM165 117H166V116H165ZM169 117H170V116L168 115L167 118H169ZM171 117H172V116H171ZM230 117H229V118H230ZM234 117L232 118L233 121H234ZM1 118H2V117H1ZM14 118H15V117H14ZM28 118H29V117H28ZM30 118H31V117H30ZM41 118H42V117H41ZM53 118H54V116H53ZM60 118H61V119H60ZM72 118H70V119H72ZM159 118H160V117H159ZM172 118H173V117H172ZM174 118H176V117L174 116ZM174 118H173V119H174ZM206 118H207V117H206ZM237 118H238V117H237ZM237 118H235L236 120H235L234 122H235V123L237 122V123H236V126H237V125L239 126L238 121L241 122V124H242V121H240V119H241L240 117L238 118V121H237ZM250 118H251V117H250ZM3 119H4V118H2V120H3ZM11 119L13 120L12 117H11ZM15 119H16V118H15ZM15 119H14V120H15ZM21 119H22V118H21ZM23 119H24V122H25V117H24ZM35 119H36V118H35ZM45 119H46V118H45ZM50 119H51V118H50ZM75 119H76V118H74V120H75ZM80 119H82V118H80ZM87 119H88V118H87ZM111 119H112V118H111ZM136 119H137V118H136ZM144 119H145V118H144ZM147 119H149V117H148ZM162 119H164V117H162ZM173 119H172V120H173ZM226 119L229 120L228 118H226ZM226 119H225V120H226ZM261 119H262V118H261ZM4 120H5V122H6V119H4ZM8 120H7V121H8ZM51 120H52V119H51ZM72 120H73V119H72ZM77 120H78V119H76L75 121L77 122ZM83 120H84V119H83ZM113 120H114V119H113ZM117 120H118V118H117ZM119 120H120V119H119ZM165 120H166V119H164V121H165ZM175 120H176V119H175ZM222 120H223V119H222ZM227 120L225 121V123L227 122ZM241 120H242V119H241ZM29 121H31V120H29ZM40 121H41V120H40ZM86 121H87V120H86ZM89 121H90V120H89ZM115 121H116V120H115ZM137 121H138V120H137ZM149 121H150V120H149ZM149 121H148V123H149ZM160 121H161V120H160ZM160 121H159V122H160ZM173 121H174V120H173ZM229 121H230V120H229ZM0 122H1V121H0ZM5 122H4V123H5ZM10 122H11V121H10ZM13 122H14V123H18V122H15V121H13ZM21 122H23V121H20V123H21ZM36 122H37V121H36ZM36 122H35V123H36ZM45 122H46V121H45ZM48 122H49V121H48ZM48 122H47V123H48ZM63 122H64V121H63ZM63 122H61V124H62V125H63V124L65 125L66 123H65V122L63 123ZM142 122H143V121H142ZM152 122H154V121H152ZM176 122H177V121H176ZM234 122H233V123H234ZM254 122H255V121H254ZM1 123H2V122H1ZM1 123H0V124H1ZM28 123H29V122H28ZM33 123H34V120H33ZM50 123H51V122H50ZM59 123H60V122H59ZM59 123H57V124H59ZM134 123H135V122H134ZM161 123H162V122H160V124H161ZM167 123H168V122H167ZM169 123H170V122H169ZM179 123H180V122H179ZM228 123H229V122H228ZM228 123H226V124H228ZM233 123H232L231 125H234ZM54 124H55V123H54ZM77 124H78V122H77ZM79 124H81V123L79 122ZM126 124H127V123H126ZM132 124H133V123H132ZM139 124H140V123H139ZM155 124H156V123H155ZM163 124H164V123H162L161 125L156 124V125H158L157 127H158L159 129H162V127L164 128V129H162L164 134L162 133V130L159 131L160 134H163V135H164L163 138H162L163 135H161V136L158 135V134H159L158 131H156V132L158 133V134L156 133V134H157L156 137H154V136H153V133H151V132H150V133H151V134H150L151 137L148 135V136L150 137L149 140H151V139L153 140V142H152V140H151L150 142H151L154 146H155V145L157 146V147H155L156 149H154V151H156V152H158L157 150H161V149H165V150H166L167 147H169L168 144H170V143H168L169 140L166 139V137L169 138L167 135H170V134H171V135H170L171 137L174 135V134L172 135V133H174V132H173L174 129L172 128V125H170V126L168 125V127H167V126L165 125L166 123L164 124L167 128H169L168 130H172V131H169V134H168V133H166V132H168V131L165 130V129H167V128H166L165 126H163ZM29 125H30V124H29ZM32 125H33V124H32ZM46 125H47V124H46ZM49 125H50V124H49ZM52 125H53V124H52ZM64 125H63V126H64ZM70 125H71V124H70ZM70 125H69V126H70ZM72 125H74V124H72ZM93 125H94V124H93ZM93 125H92V126H91V125H88V126H89V128H90V127H93ZM142 125H143V124H142ZM175 125H176V123H175ZM4 126H5V127H3V130H6V129L8 128L7 130L12 131V133L16 132V131H14L15 128H16L15 126H12L13 128L15 127L14 129H13L12 127H9V126L6 127V125H4ZM21 126L23 127V124H22V123H21V125H20V129H22ZM24 126H25V125H24ZM30 126H31V125H30ZM36 126H40V125H37V124H36ZM36 126H35V127H36ZM53 126H54V125H53ZM86 126H87V124H86ZM173 126H174V125H173ZM176 126H177V125H176ZM0 127H1V126H0ZM27 127H28L27 129H29V126H27ZM64 127H65V126H64ZM64 127H63V128H64ZM73 127H74V126H73ZM81 127H83V125H82ZM84 127H85V126H84ZM126 127H127V125H126ZM144 127H145V126H144ZM226 127H227V126H226ZM228 127H230V126H228ZM9 128H10V129H9ZM18 128H19V127H18ZM23 128H24V127H23ZM40 128H41V127H40ZM71 128H72V126H70V129H71ZM124 128H125V126H124ZM139 128H140V127H139ZM154 128H156V127L153 126V130H155ZM170 128H171V129H170ZM182 128H183V126H182ZM185 128H186V126H185ZM12 129H13V130H12ZM16 129H17V128H16ZM37 129H39V128H37ZM66 129H67V128H66ZM70 129H69V130L67 129L69 132H67V130H66V134H67V133H70V134H68V135H72V132L70 131ZM84 129H85V128H84ZM132 129H133V128H132ZM143 129H144V128H143ZM178 129H179V128H178ZM18 130H19V129H18ZM78 130H79V129H78ZM134 130H135V129H134ZM134 130H133V131H134ZM149 130H151V129H149ZM153 130H151V131L153 132ZM182 130H183V129H182ZM182 130H180V131L183 132ZM184 130H185V129H184ZM1 131H2V130H1ZM1 131H0V132H1ZM10 131H8V132H9L10 135H12V133H11ZM61 131H63V133H62V136H63V134H64V130H61ZM75 131H76V129H75L73 132H75ZM24 132H25V131H24ZM76 132H78V133H77L78 135H76L77 138H78V136L81 137V135H79V134H82L81 132H83V133L85 134L84 130H83V131L80 130V131H76ZM125 132H126V131H125ZM143 132H144V131H143ZM171 132H172V133H171ZM181 132H180V133H181ZM17 133H18V131H17ZM19 133H20V132H19ZM22 133H23V132H22ZM28 133H30V132H28ZM136 133H137V132H136ZM165 133H166V134H165ZM1 134H2V133H1ZM119 134H120V133H119ZM134 134H135V133H134ZM134 134H133V135H134ZM147 134H148V133H147ZM154 134H155V133H154ZM178 134H179V133H178ZM28 135H29V134H28ZM73 135H74V134H73ZM73 135H72V136H73ZM82 135H83V134H82ZM122 135H123V134H122ZM138 135H139V134H138ZM180 135H182V134H180ZM180 135H179V136H180ZM3 136H4V135H3ZM74 136H75V135H74ZM120 136H121V135H120ZM140 136H141V135H140ZM159 136H160V138H159ZM175 136H176V135H175ZM0 137H1V136H0ZM4 137H5V136H4ZM8 137H9V136H8ZM14 137H16V136H14ZM83 137H85V138L88 137V139H89V136H87V134H86L85 136H82V138H83ZM134 137H135V135H134ZM146 137H147V136H146ZM149 137H148V138H149ZM152 137L156 138V139H155V143H154V138H152ZM157 137H158L159 139H158ZM171 137H170V138H171ZM1 138H2V137H1ZM11 138H12V137H11ZM11 138H10V139H11ZM68 138H71V136H70V137L68 136ZM77 138H76V140H77ZM82 138H78V139H80V140L83 142L84 139L82 140ZM121 138H122V137H121ZM121 138H120V139H121ZM161 138L163 139V140H162V141H163V145H162V143L159 144V141H160ZM177 138H178V136H177ZM180 138H181V137H180ZM3 139H4V138H3ZM17 139H18V138H17ZM19 139H20V138H19ZM38 139H39V138H38ZM63 139H64V138H63ZM71 139H72V138H71ZM139 139H140V138H139ZM157 139H158L159 141H157ZM6 140H7V139H6ZM11 140H12V139H11ZM73 140H75V139H73ZM125 140H126V139H125ZM137 140H138V139H137ZM171 140H172V139H171ZM177 140H178V142L180 141V139H175L174 142H176ZM0 141H2V140L0 139ZM16 141H17V140H16ZM77 141L79 142V140H77ZM85 141H86V142H85ZM87 141H89V140H86V139L84 140V142H85L86 144L89 143V142H87ZM90 141H91V140H90ZM121 141H122V139H121ZM143 141H144V140H143ZM145 141H146V140H145ZM147 141H148V140H147ZM147 141H146V142H147ZM162 141H160V142H162ZM3 142H4V141H3ZM12 142H13V141H12ZM65 142H67V141H65ZM82 142H80V144H81ZM130 142H131V141H130ZM135 142H136V141H135ZM148 142H149V141H148ZM150 142H149V143H150ZM157 142H158V143H157ZM165 142H166V146H165V144H164ZM172 142H173V141H172ZM245 142H246V141H245ZM1 143H2V142H1ZM10 143H11V142H10ZM18 143H19V142H18ZM57 143H58V142H57ZM60 143H61V142H60ZM75 143H77V142H75ZM127 143H128V142H127ZM139 143H140V142H139ZM167 143H168V144H167ZM185 143H186V142H185ZM2 144H3V143H2ZM4 144H5V143H4ZM13 144H14V142H13ZM62 144H63V145H66V144L63 143V140H62V143H61L60 145L62 146ZM71 144H72V143H71ZM124 144H125V143H124ZM130 144H131V143H130ZM145 144H146V143H145ZM157 144H158L159 146H158ZM172 144H173V143H172ZM172 144H171V145H172ZM175 144H176V143H175ZM11 145H12V144H11ZM11 145H10V146H11ZM14 145H15V144H14ZM17 145H18V144H17ZM74 145H75L76 148L78 147L77 144H74ZM74 145H73V144L71 145V146H72V149H71L70 151L74 150V148H73ZM81 145H83V144H81ZM81 145H80V146H81ZM146 145H149V144H146ZM167 145H168V146H167ZM254 145H255V144H254ZM263 145H264V144H263ZM8 146H9V145H8ZM67 146H68V145H67ZM67 146H66V147H67ZM69 146H70V142H69ZM71 146H70V147H71ZM87 146H88V145H86V147H87ZM132 146H133V145H132ZM161 146H164V147L161 148ZM176 146H177V144H176L175 146H173V147L176 148ZM179 146H180V145H179V143H178V146H177V147H179ZM251 146H252V145H251ZM251 146H249V147H251ZM11 147H12V146H11ZM62 147H63V146H62ZM86 147H85V148H86ZM133 147H134V146H133ZM142 147H143V146H142ZM147 147H148V148L151 147V144H150L149 146H147ZM152 147H153V146H152ZM152 147H151L150 150H149L148 148H146V150L151 151V150H153ZM159 147H160V148H159ZM9 148H10V147H9ZM15 148H16V147H15ZM67 148H68V147H67ZM67 148H65V149H67ZM78 148H79L80 150L83 151V149H81L82 147H81V148L78 147ZM78 148H77V151L79 150ZM125 148H126V147H125ZM130 148H131V147H130ZM153 148H154V147H153ZM170 148H171V147H170ZM177 149H178V148H176L175 150H177ZM23 150H24V149H23ZM62 150H63V148H62ZM165 150H163V151L165 152V154H167V152H166ZM171 150H172V149H171ZM171 150H170V151H171ZM13 151H15V150H13ZM58 151H59V150H58ZM70 151L67 152L69 155L72 153V152H70ZM161 151H162V150H161ZM161 151H159V152H161ZM163 151H162V154L160 153L161 157H162V155L164 154ZM173 151H174V150H173ZM173 151H172V152H173ZM64 152H65V151H64ZM69 152H70V153H69ZM126 152H128V151H126ZM144 152H145V151H144ZM147 152H148V151H147ZM147 152H146V153H147ZM156 152H155V153H156ZM159 152H158V153H159ZM172 152H170V153L172 154ZM175 152H177V151H175ZM73 153H75V152L73 151ZM73 153L71 154V157H73V156H72ZM82 153H83V152H82ZM82 153H81V154H82ZM149 153L151 154V152H149ZM153 153H154V152H153ZM158 153H157L156 155L160 157V155H159ZM63 154H66V152L63 153ZM75 154H76V153H75ZM141 154H142V153H141ZM69 155H68V156H69ZM76 155H77V154H76ZM76 155H74V156H76ZM128 155H129V154H128ZM134 155H135V152H134ZM167 155H168V154H167ZM252 155H253V154H252ZM62 156H63V155H62ZM165 156H166V155H165ZM170 156H171V155H170ZM170 156H169V157H170ZM58 157H59V156H58ZM69 157H70V156H69ZM71 157H70V158H71ZM131 157H132V156H131ZM155 157H156V156H152V159H156V160L158 159L159 162H161V160L163 159V158H159V157L155 158ZM163 157H164V155H163ZM169 157L167 156L168 159H169ZM239 157H240V156H239ZM247 157H248V156H247ZM59 158H60V157H59ZM70 158H69V159H70ZM134 158H135V157H134ZM139 158H140V157H139ZM164 158H165V159H163V160H165V162L167 163V161H166L167 158H166V157H164ZM262 158H263V157H262ZM62 159H63V158H62ZM73 159H74V158H73ZM76 159H77V158H76ZM121 159H122V157H121ZM52 160H53V158H52ZM66 160H67V159H66ZM128 160H129V159H128ZM158 160H157V162H158ZM169 160H170V159H169ZM259 160L262 162V160H261L260 158H259ZM123 161L125 162V160H123ZM130 161H132V159H130ZM146 161H149V157H148V159H146ZM56 162H57V161H55V164H56ZM64 162H65V161H64ZM66 162H67V164H68V160H67ZM151 162H152V160H151ZM155 162H156V161H155ZM157 162H156V163H157ZM159 162H158V163H159ZM250 162H251V161H250ZM255 162H256V164H257V160H256ZM50 163H51V162H50ZM72 163H73V162H72ZM132 163H133V161H132ZM132 163H131V165H132ZM141 163H142V162H141ZM158 163H157V164H158ZM162 163H163V162H162ZM166 163H165V164H166ZM168 163H169V161H168ZM172 163H173V162H172ZM172 163H171V164H172ZM51 164H53V163H51ZM51 164H50V165H51ZM61 164H62V163H61ZM69 164H70V163H69ZM129 164H130V163H129ZM129 164H128V165H129ZM154 164H155V163H154ZM260 164H261V163H260ZM134 165H135V163H134ZM134 165H132V166H134ZM137 165H138V164H137ZM160 165H161V164H160ZM169 165H170V164H169ZM235 165H236V164H235ZM235 165H234V167H235ZM250 165H251V164H250ZM52 166H53V165H52ZM54 166H55V165H54ZM132 166H131V167H132ZM143 166H144V169H145V164H144V163H143ZM152 166H153V165H152ZM154 166H156V165H154ZM261 166L264 167V163H263V165H261ZM57 167H59V166H57ZM126 167H127V166H126ZM138 167H139V165H138ZM156 167H157V166H156ZM160 167H161V166H160ZM163 167H164V166H163ZM168 167H169V166H168ZM175 167H176V166H175ZM175 167H174L173 164H172V169H173V168L175 169ZM236 167H237V166H236ZM241 167L244 168L243 165H242ZM247 167H248V166H247ZM250 167H252V166H250ZM52 168L54 169V167H52ZM60 168H61V167H60ZM135 168H136V167H135ZM165 168H166V167H165ZM170 168H171V165H170ZM257 168L259 169V166H258V165L256 166V170H258ZM58 169H59V168H58ZM72 169H73V168H72ZM126 169H127V168H126ZM152 169H154V167H153ZM168 169H169V168H168ZM172 169H171V170H172ZM174 169H173V170H174ZM176 169H178V168H176ZM249 169H251V168H249ZM252 169H253V168H252ZM70 170H71V169H70ZM178 170H179V169H178ZM181 170H182V169H181ZM181 170H180V171H181ZM236 170H237V169H236ZM125 171H126V170H125ZM143 171H144V170H143ZM175 171H177V170H175ZM175 171H174V172H175ZM49 172H50V171H49ZM54 172H56V171L54 170ZM132 172H133V168H132ZM171 172H172V171H171ZM171 172H170V173H171ZM177 172H178V171H177ZM230 172H231V171H230ZM252 172H256V171L253 169ZM260 172L263 173L262 170H261ZM51 173H52V172H51ZM51 173H50V174L48 173V174L51 175ZM56 173H57V172H56ZM129 173H130V172H129ZM144 173H145V171H144ZM172 173H173V172H172ZM172 173H171V174H172ZM248 173L250 174V172H248ZM53 174H54V173H53ZM53 174H52V175H53ZM132 174H133V173H132ZM168 174H169V173H167V175H168ZM45 175H46V174H45ZM49 175H48V176H49ZM55 175H56V174H55ZM57 175H58V174H57ZM76 175H77V174H76ZM48 176H46V177L49 178ZM53 176H54V175H53ZM152 176H153V175H152ZM173 176H174V175H173ZM179 176H181V175H179ZM54 177H55V176H54ZM132 177H133V176H132ZM166 177H167V176H166ZM170 177H171V176H170ZM222 177H223V176H222ZM172 178H173V177H172ZM175 178H177V177H175ZM218 178H219V177H218ZM49 179H50V178H49ZM73 179H75V178H73ZM156 179H157V178H156ZM158 179H159V178H158ZM167 179H168V178H167ZM71 180H72V179H71ZM132 180H133V178H132ZM147 180H148V179H147ZM159 180H161V179H159ZM171 180H172V179H171ZM171 180H170V181H171ZM175 180H176V179H175ZM175 180H174V181H175ZM161 181H164V180H161ZM44 182H45V181H44ZM46 182H47V180H46ZM73 182H74V181H73ZM120 182H121V181H120ZM148 182H149V181H148ZM148 182H147V183H148ZM152 182H153V180H152ZM156 182H158V181H156ZM221 182H222V181H221ZM142 183L145 184L144 182H142ZM158 183H159V182H158ZM158 183H156V184H158ZM163 183H164V182H162V184H163ZM172 183H173V182H172ZM172 183H171V184H172ZM175 183H176V182H174L172 185H175ZM182 183H183V182H182ZM224 183H225V182H224ZM127 184H129V182H128ZM151 184H153V183H151ZM154 184H155V183H154ZM154 184H153V185H154ZM156 184H155V186H156ZM164 184H165V183H164ZM168 184H169V183H168ZM178 184H179V183H176V187H177V188H178V186H177ZM120 185H121V184H120ZM135 185H137V184H135ZM135 185H134L133 188H135ZM153 185H152V187H153L152 190H151V188H149V190H148V188H147V192L150 191V190H151V192H152L153 189H156V190H157V188H156L155 186H153ZM158 185H159V184H158ZM158 185H157V186H158ZM166 185H167V184H166ZM181 185H182V186H181ZM181 185H180V187H184L183 184H181ZM227 185H228V183H227ZM139 186H142V184L139 185ZM139 186H137L138 189H143V188H140ZM145 186H146V185H145ZM145 186H142V187H144V190H146ZM148 186L150 187V185H148ZM154 187H155V188H154ZM164 187H165V186H164ZM164 187H162V188H164ZM166 187H168V186H166ZM174 187H175V186H174ZM174 187H171L172 189L169 187L171 190H170L169 188H168V189H164V191L166 190V194L169 195V197H170V195H171L172 193H173L174 196H176L175 194H179V193H180L179 191H177V190L175 189L176 187H175V188H174ZM185 187H186V186H185ZM229 187H230V186H229ZM125 189H126V188H125ZM125 189H124V190H125ZM127 189H128V188H127ZM138 189H136V191H137ZM174 189H175V190H174ZM178 189L181 190L180 188H178ZM183 189H184V188H183ZM124 190H123V191H124ZM128 190H129V189H128ZM132 190H133V189H131L130 192H131ZM168 190H170V191H168ZM226 190H231V189H228V188H227ZM136 191L134 190L133 193L135 194ZM138 191H139V190H138ZM154 191H155V190H154ZM154 191L151 193V195H153ZM164 191H162V192H164ZM167 191H168V193H167ZM171 191H176V192H172V193H171ZM221 191H222V190H221ZM221 191H219V192H221ZM231 191H232V190H231ZM233 191H234V190H233ZM233 191H232V193H233V197H234V195L237 196V194H235V192H233ZM143 192H144V191H142V193H141V191L138 192V193H140V194H139L138 196L135 195V196H137L136 198H140V199H141V194H142V196H144V194L146 193V192H145V193L143 194ZM177 192H179V193H177ZM182 192H184V191H182ZM182 192H181V193H182ZM228 192H229V191H228ZM228 192H227V193H228ZM133 193H132V194H133ZM148 193H150V192H148ZM213 193H214V192H213ZM223 193L226 194L224 191H223ZM223 193L221 192V194H223ZM229 193H230V197H229L228 195H225L226 198H225V197H223V198L226 199V200L229 199V201H230V200L232 199V194H231V192H229ZM229 193H228V194H229ZM132 194H128V193H126V195H125V196L122 195V196H124V197H121V198H123L124 200H126L125 202H126V204H127V199H126L125 197H127L128 199H131V198H132V197H131ZM134 194H133V196H134ZM155 194H156L155 197H156V199H157L158 196H159V194L154 193V195H155ZM221 194H219V195L217 194V196H218V197H219V196L221 197ZM127 195H130V196L128 197ZM146 195L150 196V194H147V193L145 194V196H146ZM154 195H153V196H154ZM135 196H134V197H135ZM148 196H146V200L148 199ZM181 196H184V194L182 193L181 195H179L180 198H181ZM215 196H216V195H215ZM217 196H216V197H217ZM222 196H223V195H222ZM227 196L229 197L228 199H227ZM239 196H240V195H238L237 197L239 198ZM91 197H92V195H91ZM130 197H131V198H130ZM134 197H133V198H134ZM155 197H153V198H152V197H149V199H148L147 201H149V200H154ZM172 197H173V196H171V199H170V200H172ZM176 197H177V196H176ZM176 197H173V201H174V203H175V199H177ZM179 197H178V198H179ZM184 197H185V196H184ZM184 197H183V198H184ZM216 197H215V199H216ZM237 197H236V198H237ZM87 198H89V197H87ZM87 198H86V199H87ZM121 198H120V199H121ZM133 198H132V199H133ZM142 198L145 199V197H142ZM151 198H152V199H151ZM186 198H187V197H186ZM80 199H81V198H80ZM91 199H92V198H91ZM91 199H88V200L90 201ZM93 199H94V198H93ZM96 199H97V198H96ZM132 199H131V204L133 203L132 201L135 200V199H133V200H132ZM144 199L142 200L143 202L139 201V199H136V200H138V201L140 202L139 205L142 206L143 203H144V201H145V203H146V200H144ZM167 199H168V198H166V200H162V201H164V202L166 201V202L168 203L170 200H167ZM187 199H188V198H187ZM220 199H222V198H219L218 200H220ZM82 200H83V199H82ZM94 200H95V199H94ZM124 200L121 199V200H119V201H122V202H123ZM136 200H135V201H136ZM184 200H185V202H187L186 199H184ZM119 201H118V202H119ZM182 201H183V200H181V205H183V207L185 208V206H186V205L184 204L185 202L183 201V202H184V203H183ZM208 201H209V200H208ZM214 201H215V200H214ZM231 201H233V200H231ZM149 202H150L149 205L146 203L145 207H146V206H147V207H152V206H153V204H152L153 201H152V202L149 201ZM154 202H157V201L155 200ZM166 202H165V203H166ZM171 202H172V201H170V202L168 203V206H166V207L170 208L169 204H171ZM209 202H210V201H209ZM209 202H208V203H209ZM212 202H213V201H212ZM212 202H211V203H212ZM259 202H260V201H259ZM135 203H137V201H136ZM141 203H142V204H141ZM145 203H144V204H145ZM157 203H158V202H157ZM165 203H164V204H165ZM176 203H179V202H176ZM176 203H175V204H176ZM208 203H206V204H208ZM211 203H210V204H211ZM213 203L216 204V202H213ZM222 203H223V202H222ZM90 204H91V203H90ZM131 204H129V205H131ZM175 204H173V202H172L171 205H174V206H175V208H174V207H172V208H174V209L177 208L178 211H179L180 208H181V206H180V208H179V207H178L179 205L176 204V205H177V207H176ZM228 204H229L228 207L232 206L230 203H228ZM108 205H109V204H108ZM119 205H120V206H119ZM129 205H127V207H126L127 209H125V210H129V207H128ZM150 205H151V206H150ZM156 205H157V204H156ZM156 205H155V206H156ZM165 205H166V204H165ZM208 205H209V204H208ZM221 205H222V204H221ZM116 206H117L116 208H120V207L123 208L122 203H120V204L118 203V205H116ZM136 206H138V205L136 204ZM141 206H139V207H141ZM143 206H144V205H143ZM155 206H153V207L155 208ZM202 206H203V205H202ZM218 206L220 207V202H219V205H218ZM218 206H216L215 209H217ZM147 207H146V208H147ZM206 207H207V206H206ZM214 207H215V206H214ZM228 207H227V208H228ZM82 208H83V207H82ZM82 208H80V209L82 210ZM143 208H144V207H143ZM154 208H153V209H154ZM209 208H212V205H211V207H209ZM80 209H79V211H80ZM85 209H86V208H85ZM101 209H102V208H100V210H101ZM137 209H139V208L137 207ZM147 209H148V208H147ZM147 209H146V210H147ZM150 209H151V208H150ZM162 209H165V208L163 207ZM166 209H167V208H166ZM166 209H165V210H166ZM174 209H173V211H174ZM221 209H222V208H221ZM231 209H233V208L231 207ZM256 209H257V208H256ZM256 209H254V210H256ZM87 210H88V209H87ZM106 210H107V209H106ZM134 210H135V208H134ZM134 210H132V213H133ZM151 210H152V209H151ZM151 210H150V212H149V209H148V210H147V211H148V212H147L148 215L145 214L144 216H149V215L152 216V215H155V214H153V210H152V211H151ZM165 210H164V211H165ZM167 210H168V209H167ZM210 210H211V209H210ZM210 210H209V211H210ZM223 210H224V209H223ZM225 210H226V209H225ZM229 210H230V208H229ZM229 210H228V211H229ZM234 210H235V209H234ZM260 210H261V209H260ZM77 211H78V210H77ZM79 211H78V212H79ZM97 211H99V210H97ZM120 211H121V209H120ZM154 211H155V213L157 214L156 210H154ZM162 211H163V210H162ZM162 211H161V212H162ZM170 211H171V208H170L169 212H170ZM173 211H172V212H173ZM178 211H176V210L174 211V212H176V215H174L173 217L178 218L177 220H178V222H179V217H181V219H183V218H184V217H183L184 214L181 216V215L178 214ZM182 211H183V209H182ZM185 211H186V209H185ZM213 211H215V210L213 209ZM213 211H210V212H212V215H213ZM219 211H220V210H219ZM230 211H232V210H230ZM94 212H95V211H94ZM94 212H92V213H94ZM106 212H107V211H106ZM121 212H122V211H121ZM123 212H125V211H123ZM127 212H128V213H127ZM127 212L124 214L125 217L123 216V217H124L123 220L126 221L125 219H126L128 216H130V214H131V216L133 215V217H132L133 221H132V222H135L134 219H135L136 217L134 218V216L137 215V214L135 213V215H134V214H132L130 211H127ZM129 212H130V214H129ZM143 212H144V211H143ZM151 212H152V215L150 214ZM166 212H167V211L162 212V213H161V216H162V214H164V213H166ZM169 212H168V214H169ZM210 212H209V213H210ZM222 212L225 213L224 211H222ZM79 213L82 214L81 211H80ZM79 213H78V216H81V215H79ZM99 213H100L101 215H103V213H101V212H99ZM108 213H109V211H108ZM116 213H117V212H116ZM145 213H146V212H145ZM170 213H171V212H170ZM179 213H180V211H179ZM215 213H216V212H215ZM223 213H222V215H221L222 217L225 215V214L223 215ZM226 213H228V212H226ZM84 214H85V213H83V215H84ZM87 214H88V213H87ZM95 214H97V213L95 212L94 215H95ZM104 214H106V213H104ZM109 214H110V213H109ZM111 214H112V213H111ZM114 214H115V213H114ZM138 214H140V215H138L139 217L142 216V215H141L142 213H140V210H138ZM171 214H172V213H171ZM174 214H175V213H174ZM180 214H182V212H181ZM216 214H217V213H216ZM230 214H231V213H230ZM230 214H229V215H230ZM76 215H77V213H76ZM83 215H82V216H83ZM85 215H86V214H85ZM92 215H93V214H92ZM101 215H100L99 217H101ZM107 215H108V214H107ZM107 215H105V216H107ZM121 215H122V214H121ZM127 215H128V216H127ZM165 215H166V214H165ZM169 215H170V214H169ZM177 215H178V217H176ZM212 215H211V216H212ZM232 215H233V214H232ZM258 215H259V214H258ZM126 216H127V217H126ZM131 216H130V217H131ZM156 216H157V215H156ZM167 216H168V215H167ZM167 216H166V217H167ZM170 216H172V215H170ZM219 216H220V215H219ZM221 216H220V217H221ZM227 216H228V215L226 214V218H228ZM230 216H231V215H230ZM230 216H229V218H230ZM233 216H234V215H233ZM246 216H247V215H246ZM72 217H76L75 214L72 215ZM84 217H85V216H84ZM86 217H88V218H85V219H87V220H84V221H87V222H88L89 219L91 220V218H92V220H93V218H94V217L89 218V216H86ZM95 217H96V216H95ZM97 217H98V216H97ZM108 217H110V216L108 215ZM111 217H112V216H111ZM113 217H114V216H113ZM118 217H119V216H118ZM130 217H129V218H130ZM168 217H169V216H168ZM168 217H167V219H168ZM212 217L215 218V216H212ZM220 217H219V218H220ZM101 218H102V217H101ZM101 218H100V220H101ZM121 218H122V217H121ZM137 218H138V217H137ZM137 218H136V219H137ZM149 218H150V217H149ZM164 218H165V217H163V220H164ZM170 218H171V217H170ZM170 218L168 219V222L172 220V219L170 220ZM214 218H213V219H214ZM226 218H225L224 220H223L222 218H220V219L223 220L222 222H224V224H225V221H226V225H227V228H228V224H227V223H228L229 221H227L228 219L226 220ZM231 218H232V217H231ZM70 219H71V218H70ZM70 219H69V220H70ZM72 219H73L72 221H74L75 218H72ZM79 219H80V217H79ZM96 219H97V218H96ZM107 219H109V218H107ZM113 219H114V218H113ZM119 219H120V218H119ZM132 219H130V220H132ZM143 219H144V218H143ZM146 219L148 220L147 217H146ZM146 219H145V220H146ZM151 219H152V218H151ZM155 219H157V217H155ZM167 219H166V220H167ZM181 219H180V220H181ZM235 219H236V218H235ZM252 219H253V218H252ZM263 219H264V218H263ZM81 220H83V219L78 220V218H77V221H81ZM94 220H95V219H94ZM120 220H121V219H120ZM120 220H119V221H120ZM140 220H141V218H140ZM166 220H165V221H166ZM215 220H216V219H215ZM231 220H232V219H231ZM231 220H230V221H231ZM261 220H262V219H261ZM84 221H83V223L85 224ZM119 221H118V222H119ZM127 221H128V222H127ZM127 221H126L127 224H129L130 221H129L128 219H127ZM136 221L139 222L138 219H137ZM148 221H151V220H148ZM148 221H146V222L148 223ZM173 221H174V220H172V222H173ZM235 221H236V220H235ZM235 221H234V222H235ZM132 222H131V223H132ZM137 222L132 223V224H136ZM168 222L166 221L165 223H168ZM172 222H171V223H172ZM175 222H176V221H175ZM175 222H173L174 225H175ZM180 222H181V221H180ZM216 222H218V220H216ZM232 222H233V221H232ZM70 223H71V222H70ZM116 223H117V222H116ZM131 223H130V225L133 226ZM141 223H144V222H140V224H139V227H138V228H140L141 230L144 229V228H148V229H149L148 226L152 224V223H150V224L148 225V224H145V223H144L145 226H146V227H144V224H143V226H142ZM153 223H154V222H153ZM158 223H160V224H158ZM158 223L155 224V225H157V227L155 226V227L152 228V229L150 228L149 231H148V230L146 231V230L144 229L145 231H144V232L142 231V232H143L142 234L145 233L147 236H149V238H152L153 235L155 236V239L160 238V237H158V238L156 237V235H159V233L156 234V233H157V232H156V233H155L156 235H155L154 232H155V231H158V230L161 228V227H160L161 225H163L162 227H165L166 224H165V223L161 224V221L158 222ZM181 223L183 224V222H181ZM78 224H80V222H78ZM81 224H82V223H81ZM81 224H80L79 226H81ZM164 224H165V225H164ZM176 224H177V223H176ZM74 225H75V221H74ZM85 225H86V224H85ZM118 225H120V222H119ZM124 225H125V224H124ZM130 225H129V226H130ZM140 225H141V226H140ZM158 225H160V226H158ZM177 225L180 226V223L177 224ZM177 225H176L175 227H177ZM222 225H223V224H222ZM222 225H221V226H222ZM70 226H71V225H70ZM134 226H135V225H134ZM167 226H168V224H167ZM167 226H166V227H167ZM170 226H173V225H170ZM170 226H169V228H171ZM224 226H225V225H224ZM112 227H114V226L112 225ZM123 227H124V226H123ZM127 227H128V226H127ZM127 227H126V228H127ZM143 227H144V228H143ZM158 227H159V229H158ZM173 227H174V226H173ZM175 227L173 228V231L175 230ZM230 227H231V225H230ZM71 228H72V227H71ZM114 228H115V227H114ZM119 228H121V226L118 227L117 230H118ZM128 228H129V227H128ZM134 228H137V224H136V226H135ZM155 228H156L157 230H156ZM169 228H168V229H169ZM69 229H70V228H69ZM129 229H131V228H129ZM140 229H139V234H138V231H136V229H132V230H135L137 233H136L135 231H134V233L138 234V236H139V235L141 234ZM154 229H155V230H154ZM168 229H167V232H168ZM176 229H177V228H176ZM223 229H225V228H223ZM261 229H262V228H261ZM132 230L130 231L131 233H129V231H128V233H129L130 235L133 233ZM151 230H152V231H151ZM160 230H161V229H160ZM171 230H172V228H171ZM228 230L230 231V233H228V232H229ZM228 230H226V232H225V231H224V232H225V233H228V235L226 234L227 236H230L229 234H231V230H232V229H228ZM109 231H110V230H109ZM124 231H125V229H124ZM124 231H122V230L120 229V233H121V232H124ZM150 231H151L152 234L149 235ZM162 231H163V230H162ZM162 231H160V232H162ZM169 231H170V230H169ZM173 231H172V233H175V231H174V232H173ZM227 231H228V232H227ZM126 232H127V231H125V234H126ZM146 232H147V233H146ZM180 232H181V228H179V231H178L177 233H180ZM164 233H165V230H164ZM170 233H171V232H170ZM170 233H169V234L167 233V234L170 235ZM251 233H252V232H251ZM108 234H109V233H108ZM145 234H144V235H145ZM160 234H161V233H160ZM165 234H166V233H165ZM240 234H241V233H240ZM260 234H261V233H260ZM119 235H120V234H119ZM144 235H143V236H144ZM151 235H152V237H150ZM175 235H176V233H175ZM175 235H174V237H175ZM177 235L179 236V234H177ZM226 235H225V236H226ZM258 235H259V234H258ZM116 236H117V235H116ZM126 236H128V234H127ZM133 236H134V238L136 237V235H133ZM133 236H131V237L133 238ZM138 236H137V237H138ZM147 236H146L145 238H143V240L147 239V238H148ZM161 236L165 238L167 235H166V236L161 235ZM123 237H124V236H123ZM123 237H121V238H123ZM129 237H130V236H129ZM129 237H128V238H127V237H124V239L127 238V240H128ZM137 237H136V238H137ZM139 237H140V236H139ZM139 237H138L137 239H139ZM174 237H173V235L171 236V238H173L172 240H174ZM164 238H163V239H164ZM175 238H176V237H175ZM227 238H228V237H227ZM248 238H249V236H248ZM259 238H260V237H259ZM262 238H263V237H262ZM153 239H154V237H153ZM155 239H154V240H155ZM161 239H162V238H160V241L163 240V239H162V240H161ZM176 239H177V238H176ZM176 239H175L174 242H172V244L174 243V245H175L176 242H178V241H176ZM88 240H89V239H88ZM140 240L142 241L141 237H140V239H139V242H140ZM149 240H150V239H149ZM151 240H152V239H151ZM172 240H171V241H172ZM255 240H256V239H255ZM258 240H259V239H258ZM128 241H129V240H128ZM130 241H131V240H130ZM135 241H136V239H135ZM145 241H146V240H145ZM164 241L167 242V240H165V239H164ZM89 242H90V241H89ZM131 242H132V241H131ZM131 242H130V243H131ZM149 242H150V241H149ZM149 242L146 241V242L144 243L145 246H146V243H147V245H148ZM151 242H152V241H151ZM155 242H156V241H154V242L151 243V244H155ZM158 242H159V241H158ZM168 242H169V240H168ZM124 243H125V242H124ZM156 243H157V242H156ZM159 243H160V242H159ZM227 243H228V242H227ZM140 244H141V243H139V245H140ZM162 244H164V243H162ZM169 244H170V243H168V245H167V243L164 244V247L166 246V248L163 249V252H165V253L168 252V253H167V256H170V257H171V260H173V263H174V261H176V258L178 257L177 254H175V253H179L180 251L177 252V250H174V251H176V252L174 253V254H175V256H174V255L172 254L174 251H173V250H172V251L169 250V249H171V248H169V249L167 248V247L169 246ZM228 244H229V243H228ZM253 244H255V245H253ZM253 244L249 245V246H251V247L254 246V248H250V247H249L250 249H252V250L255 249V250H256L257 248H261L260 246H259V247H258V246L256 247V242H255L254 240H253ZM257 244H258V242H257ZM139 245H138V246H139ZM155 245H157V244H155ZM160 245H161V243H160ZM252 245H253V246H252ZM120 246H121V245H120ZM120 246H119L118 248H120ZM141 246H142V245H140V247H141ZM143 246H144V245H143ZM153 246H154V245H153ZM162 246H163V245H162ZM170 246L173 247V245H170ZM177 246H178V245H177ZM135 247H136V246H135ZM146 247H148V246H146ZM146 247H145V248H146ZM150 247H152V246H150ZM160 247H161V246H160ZM255 247H256V248H255ZM141 248H142V247H141ZM152 248H153V247H152ZM152 248H150V249H151V251H153V253H154V252H155V248H154L153 250H152ZM224 248H225V247H224ZM224 248H223V249H224ZM130 249H131V248H130ZM156 249H157V247H156ZM158 249H159V248H158ZM172 249H173V248H172ZM182 249H183V248H182ZM250 249H247V248L245 249V251L248 250L247 253H245V255L247 254L246 256H250V255H252L251 257H254L255 254H256V255L258 254V252H256V251H255V252H256L255 254L253 253L254 251H253V252H252V251H249ZM126 250H127V249H126ZM141 250H142V249H141ZM146 250H147V249H146ZM148 250H149V249H148ZM148 250H147V251H148ZM166 250H167V252H166ZM168 250L171 251V253H170ZM178 250H179V246H178ZM257 250L260 251L259 253H263V252H261L260 249H257ZM28 251H29V250H28ZM131 251H132V250H131ZM131 251H129V252H131ZM147 251H146V252H147ZM181 251H182V250H181ZM183 251H184V250H183ZM245 251H244V252H245ZM263 251H264V250H263ZM115 252H116V251H115ZM142 252H144V251H142ZM220 252H221V251H220ZM248 252H250V253H248ZM30 253H31V252H30ZM125 253H126V252H124V254H125ZM132 253H134V251H133ZM132 253H131V254H132ZM138 253H139V252H138ZM147 253H149V251H148ZM150 253H152V252H150ZM150 253L147 254V255H150V256H151V259H152V258H153L152 255H153V254L151 255ZM161 253H162V252H161ZM218 253H219V252H218ZM118 254H119V253H118ZM124 254H122V255L124 256ZM134 254H135V253H134ZM170 254L174 256L173 259H172L173 256H171ZM181 254H182V253H181ZM204 254H205V253H204ZM253 254H254V255H253ZM109 255H110V253H109ZM109 255H108V256H109ZM129 255H130V254H129ZM160 255H161V254H160ZM164 255H165V254H164ZM178 255H180V254H178ZM256 255H255V259H253V258H251V257H249V259H250V260L253 259V261L256 262L255 264H258V263H259L258 260H259V258H260V262H261V263H259V264H263V262H264V261H263L264 258L262 259L261 256H263L264 253H263L262 255L259 254V255H261L260 257H258L259 255H258V256H256ZM25 256H26V255H25ZM98 256H99V255H98ZM106 256H107V255H106ZM118 256H119V255H118ZM131 256H132V255H131ZM131 256H130V257H131ZM150 256H148V257H150ZM165 256H166V255H165ZM176 256H177V257H176ZM102 257H104V256H102ZM124 257H125V256H124ZM124 257H121L122 259H120V258L118 257V258H119L118 260H120L121 262H122V261H125V260L127 261V259H125L126 257H125V258H124ZM127 257H128V256H127ZM161 257H163V255H162ZM208 257H209V256H208ZM256 257L258 258V260H256ZM263 257H264V256H263ZM26 258H27V257H26ZM114 258H115V257H114ZM157 258H158V256H157ZM167 258H168V257H166V259H167ZM214 258H215V257H214ZM246 258H247V257H246ZM115 259H116V258H115ZM124 259H125V260H124ZM128 259H129V261H130V258H128ZM163 259H164V257H163ZM168 259H169V258H168ZM249 259H248V260H249ZM261 259H262V260H261ZM31 260H32V259H31ZM97 260H98V259H97ZM100 260H101L102 264H104V263H103L104 261H102V260H104V259L101 258ZM149 260H150V258L148 259V261H149ZM154 260H155V259H154ZM159 260H160V259H159ZM169 260H170V259H169ZM255 260H256V261H255ZM120 261H118V263H119ZM133 261H134V260H133ZM133 261H131V262H129V263H132V264H133V263L135 262V261H134V262H133ZM150 261H151V260H150ZM150 261H149V262H150ZM213 261H214V260H213ZM242 261H244V260H242ZM96 262H97V261H96ZM137 262H139V261H137ZM153 262H154V261H153ZM165 262H166V261H165ZM165 262H164V263H165ZM167 262H170V261H167ZM171 262H172V261H171ZM177 262H178V263H177ZM214 262H215V261H214ZM254 262L251 261L250 264H254ZM73 263H74V262H73ZM75 263H76V262H75ZM97 263H98V262H97ZM123 263H124V262H123ZM129 263H128V261H127V262H125L124 264H129ZM208 263H209V262H208ZM167 264H169V263H167ZM171 264H172V263H171ZM176 264H179V258H178V261H176ZM244 264H245V262H244Z\"/></svg>","mask_w":264,"mask_h":264}]
</instances>
